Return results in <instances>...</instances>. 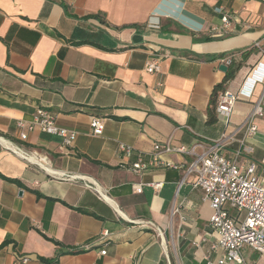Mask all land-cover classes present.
Listing matches in <instances>:
<instances>
[{
    "label": "crops",
    "instance_id": "1",
    "mask_svg": "<svg viewBox=\"0 0 264 264\" xmlns=\"http://www.w3.org/2000/svg\"><path fill=\"white\" fill-rule=\"evenodd\" d=\"M226 14L230 27L215 31ZM259 39L264 0H0V264H21L23 256L28 264H208V256L217 263L223 250L212 248V209L193 186L196 176L180 185L184 169L137 174L131 166L150 161L156 144L219 138L227 125L213 105L215 87L223 84L217 96L238 91L264 63L252 47ZM233 53H240L238 69L226 80L221 65ZM152 62L159 71L147 70ZM245 84L254 92L237 102L235 125L259 98L264 106V81ZM38 107L77 131L76 140L66 145L40 129L21 139L18 121ZM92 117L105 119L102 135L93 134ZM255 122L245 144L234 141L225 153L233 158L241 148V162H256L264 180V116ZM153 181L164 185L133 186ZM242 256L232 264H264L248 245Z\"/></svg>",
    "mask_w": 264,
    "mask_h": 264
},
{
    "label": "built area",
    "instance_id": "2",
    "mask_svg": "<svg viewBox=\"0 0 264 264\" xmlns=\"http://www.w3.org/2000/svg\"><path fill=\"white\" fill-rule=\"evenodd\" d=\"M223 23L220 27L213 28L227 29L231 25V17L226 14L222 18ZM157 27L159 24L156 25ZM252 47L264 55V39L255 40ZM240 53H233L223 59L224 64L230 65L235 57ZM149 72L159 71V65L155 62L148 64ZM250 79L254 82L264 81V63L258 62L253 66L241 88L233 90L225 88L217 96L216 110L219 115L226 118L227 129L219 138L214 139L209 144L196 142L193 144H173L167 141L165 144H156L153 158L146 162L142 159L134 162L131 170L134 173L142 174L154 166L184 169L185 173L180 181V185L187 181L191 175H195L193 182L195 188L202 190V199L210 204L212 214L210 225L217 233V241L212 246L213 249L221 248L223 254L217 263L212 262L207 257L208 264H232L233 262L243 263V248L248 245L260 254L264 255V180L256 174L257 164L254 161L245 164L240 157V148L233 158L226 156L225 150L232 142L239 140L244 145L248 136L255 133L258 126L255 119L264 116V106L262 98H259L248 117L240 124H233L231 115L241 96L247 98L253 94V85L245 83ZM253 82V81H252ZM21 139L28 137V131L40 129L41 131L58 135L63 138L66 145H71L77 138L78 132L58 124L57 115L44 107H38L29 120H19ZM91 127L94 135H102L105 129V119L92 117ZM243 132V137L237 139V134ZM122 151L131 154L132 146L122 143ZM248 153L252 152L250 146L244 147ZM14 151L25 158L33 155L23 147L15 146ZM165 153H179L188 155L192 160L188 163H175L162 157ZM39 162L47 163V158L37 156ZM66 177V174L63 175ZM164 185L162 181L138 182L133 186L138 192H142L144 186L153 187L155 190L161 189ZM178 211V208L174 209ZM149 226L157 227L152 221H146ZM108 235V231L103 232ZM102 253H106L103 250ZM29 256L21 258V264H28Z\"/></svg>",
    "mask_w": 264,
    "mask_h": 264
},
{
    "label": "trees",
    "instance_id": "3",
    "mask_svg": "<svg viewBox=\"0 0 264 264\" xmlns=\"http://www.w3.org/2000/svg\"><path fill=\"white\" fill-rule=\"evenodd\" d=\"M220 56H224V54L220 55ZM246 56V52H243L242 53V57ZM214 57H218V56H214ZM238 62L233 59V61L231 62V64L229 65V68L227 70V73H226V80H229L231 78H233L235 76V73L238 69ZM223 84H218L216 87H215V92L213 93V96H216L217 98V92H218V89L222 86ZM213 105H214V108L216 106V100L215 98H213ZM57 244H60L58 241H55Z\"/></svg>",
    "mask_w": 264,
    "mask_h": 264
},
{
    "label": "water",
    "instance_id": "4",
    "mask_svg": "<svg viewBox=\"0 0 264 264\" xmlns=\"http://www.w3.org/2000/svg\"><path fill=\"white\" fill-rule=\"evenodd\" d=\"M221 69L224 70V71H226L228 69V65L222 64L221 65Z\"/></svg>",
    "mask_w": 264,
    "mask_h": 264
}]
</instances>
